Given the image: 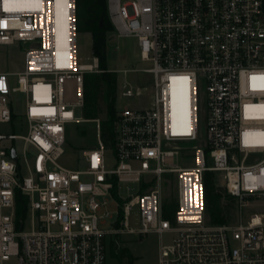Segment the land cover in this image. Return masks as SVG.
Returning a JSON list of instances; mask_svg holds the SVG:
<instances>
[{"label": "built area", "instance_id": "built-area-1", "mask_svg": "<svg viewBox=\"0 0 264 264\" xmlns=\"http://www.w3.org/2000/svg\"><path fill=\"white\" fill-rule=\"evenodd\" d=\"M107 8L113 31L137 38L151 65L123 70L122 94L137 102L117 108L112 143L102 119L90 118L98 146L71 167L61 163L66 125L78 121L86 73L103 71L96 56L77 62V0H0V46L24 51L21 71L0 69V264H108L120 235L147 233L170 234L158 264H264V212L247 214L264 201V0H107ZM140 70L151 79L133 85L126 75ZM187 156L193 164L181 165ZM208 183L232 207L223 221L209 214ZM123 184L135 191L122 195Z\"/></svg>", "mask_w": 264, "mask_h": 264}, {"label": "rangeland", "instance_id": "rangeland-1", "mask_svg": "<svg viewBox=\"0 0 264 264\" xmlns=\"http://www.w3.org/2000/svg\"><path fill=\"white\" fill-rule=\"evenodd\" d=\"M77 62L78 64H93L94 63V52H93V36L92 33L86 30H78L77 33ZM24 63V51L17 49L14 45H1L0 46V69L7 70L10 72L17 73L23 69ZM149 62L141 60L139 56V46L138 40L132 36H119L117 32L113 30L108 34L107 42V66L110 70L118 72V87H117V98H116V109L124 108L129 103L135 104L137 100L135 98H129L122 94V83L125 78L123 73L124 69L129 68H145L150 66ZM17 75H13L10 78L11 84H16ZM126 78L133 85H144L145 81L151 79V75L140 70L138 72H129ZM150 84L149 82H147ZM16 104L14 109L19 112L25 110V97L21 94H15ZM84 101H85V90H84ZM101 106L103 110L98 114L102 120L107 117L105 103L101 100ZM76 116L78 121L74 123H69L66 125V152L61 158V163L71 166L80 167L84 164L83 150L87 148H94L98 146V123L95 120L86 119L83 113V106L81 109L77 110ZM3 129L7 133H22L25 130L21 129L20 126L15 125L9 126L4 125ZM19 145V141H16ZM181 146L191 147L196 143L180 142ZM114 158H111L108 162V166L112 167L114 165ZM181 165H192L193 157L187 156L179 160ZM222 177L219 172L215 173V184L220 186ZM134 186V185H133ZM135 190H129L127 184H123L120 187V193L122 195H128L133 193ZM226 199L223 196H216L213 203L221 206L223 208V214L230 216L232 213L231 205L226 204ZM109 209L113 213V217L117 212V204L112 201L109 204ZM218 214H221L220 207H214ZM254 212H264V201H254L247 208V214ZM129 225L133 228H138L141 224L140 220V207L138 205L134 206L128 217ZM105 228H111V224L108 223L104 225ZM25 229H30L29 221L26 222ZM171 239L170 234L164 233L162 237L155 233L147 234H122L119 236V243L116 245L119 249L131 254L133 260H129V257L120 259L117 256L110 255L108 264H158L159 256V242L163 240L164 242H169ZM111 244H114L112 241ZM114 247V245H113Z\"/></svg>", "mask_w": 264, "mask_h": 264}, {"label": "trees", "instance_id": "trees-1", "mask_svg": "<svg viewBox=\"0 0 264 264\" xmlns=\"http://www.w3.org/2000/svg\"><path fill=\"white\" fill-rule=\"evenodd\" d=\"M77 28L86 30L93 36L94 56L99 59V66L102 72L86 73L84 81L85 101L83 103V113L86 118H96L103 110L101 100L105 103L107 117L102 120V137L106 142H113L115 139V118H116V98L118 87V73L110 70L107 66V42L108 34L113 30L107 8V0H77ZM216 196H222L216 191V187L208 183V211L213 221H223L227 214H223L221 206L213 203ZM17 213L23 216L27 209V196L20 191L17 192ZM229 205L226 203L225 205ZM221 212H216L214 207ZM222 209V210H221ZM112 255L120 259L133 256L117 246L112 247Z\"/></svg>", "mask_w": 264, "mask_h": 264}, {"label": "snow or ice", "instance_id": "snow-or-ice-1", "mask_svg": "<svg viewBox=\"0 0 264 264\" xmlns=\"http://www.w3.org/2000/svg\"><path fill=\"white\" fill-rule=\"evenodd\" d=\"M5 11H12V9L11 8H5ZM256 79H258V77H255V76L252 77L253 81H255Z\"/></svg>", "mask_w": 264, "mask_h": 264}, {"label": "water", "instance_id": "water-1", "mask_svg": "<svg viewBox=\"0 0 264 264\" xmlns=\"http://www.w3.org/2000/svg\"><path fill=\"white\" fill-rule=\"evenodd\" d=\"M13 157L14 158H17V155H16V151L15 150H13Z\"/></svg>", "mask_w": 264, "mask_h": 264}, {"label": "crops", "instance_id": "crops-1", "mask_svg": "<svg viewBox=\"0 0 264 264\" xmlns=\"http://www.w3.org/2000/svg\"><path fill=\"white\" fill-rule=\"evenodd\" d=\"M114 71V70H113Z\"/></svg>", "mask_w": 264, "mask_h": 264}]
</instances>
